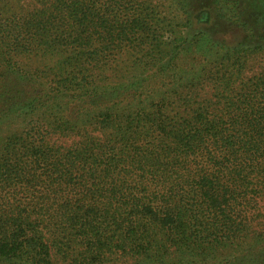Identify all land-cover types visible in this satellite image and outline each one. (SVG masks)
<instances>
[{
    "label": "trees",
    "instance_id": "16d2710c",
    "mask_svg": "<svg viewBox=\"0 0 264 264\" xmlns=\"http://www.w3.org/2000/svg\"><path fill=\"white\" fill-rule=\"evenodd\" d=\"M128 1L0 0V264H264L257 45Z\"/></svg>",
    "mask_w": 264,
    "mask_h": 264
},
{
    "label": "rangeland",
    "instance_id": "374dc122",
    "mask_svg": "<svg viewBox=\"0 0 264 264\" xmlns=\"http://www.w3.org/2000/svg\"><path fill=\"white\" fill-rule=\"evenodd\" d=\"M144 1L148 3L150 10H154H152L154 13L159 11L162 15L169 16L171 12V15H175L178 22L176 30L180 34L179 38L184 40L203 33L210 40L209 46H217L221 42L244 47L257 45L256 50L250 53L246 59L240 75L242 79L254 80L264 70V0H190V3L193 4L194 15H191L190 11L171 4V0ZM129 2L130 0L128 4ZM242 23H247V30L242 27ZM122 57L127 58L128 62L134 58L126 52ZM17 59L20 60L18 57ZM31 65L38 66V63L33 60ZM206 84L205 92L208 95L221 90L220 88L216 90L212 81H208ZM213 99L217 100L221 97H213ZM217 105L221 106L222 103ZM254 212L252 229L259 233L264 229V197H257ZM249 238L251 237L248 236L243 247L250 242ZM234 248L235 246L217 248L210 255V263L235 264L233 260L239 253ZM261 251L264 252V250ZM116 264H131V261L130 259L119 260Z\"/></svg>",
    "mask_w": 264,
    "mask_h": 264
}]
</instances>
